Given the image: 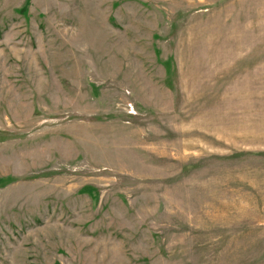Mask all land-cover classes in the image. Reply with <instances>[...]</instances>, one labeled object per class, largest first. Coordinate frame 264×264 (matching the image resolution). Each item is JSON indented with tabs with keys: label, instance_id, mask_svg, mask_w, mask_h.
Instances as JSON below:
<instances>
[{
	"label": "rangeland",
	"instance_id": "obj_1",
	"mask_svg": "<svg viewBox=\"0 0 264 264\" xmlns=\"http://www.w3.org/2000/svg\"><path fill=\"white\" fill-rule=\"evenodd\" d=\"M0 264H264V0H0Z\"/></svg>",
	"mask_w": 264,
	"mask_h": 264
}]
</instances>
